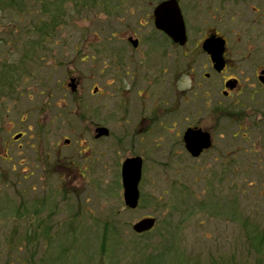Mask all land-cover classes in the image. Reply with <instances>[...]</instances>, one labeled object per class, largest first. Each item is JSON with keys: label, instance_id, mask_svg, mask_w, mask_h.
<instances>
[{"label": "rangeland", "instance_id": "obj_1", "mask_svg": "<svg viewBox=\"0 0 264 264\" xmlns=\"http://www.w3.org/2000/svg\"><path fill=\"white\" fill-rule=\"evenodd\" d=\"M97 1L94 8L78 1L82 14L65 3L69 9L58 17L56 34L50 31L46 39L36 29L51 0H15L0 14V67H16L22 76L12 98H0V264L15 258L30 264H243L245 259L257 264L254 253L246 258L243 226L256 220L264 229V87L254 74L258 64L264 65V0H196L208 19L190 14L193 0H179L196 54L195 125L215 139L213 149L198 159L171 127L152 131L153 123L143 118L133 130L135 121L128 118L133 109L124 117L130 123L122 121L119 102L129 97L126 69L130 75L133 61L153 62L140 73L152 83L160 77L158 61L169 66L175 55L169 50L162 59L159 52L148 54L145 47L137 52L128 44L132 28L144 45L163 46V51L169 45L161 34L154 36L151 22L162 0H107L106 6ZM211 26L228 39L231 66L242 77L230 97L222 94L216 75L206 78L213 73L207 55L200 44L195 48ZM34 45L40 46L37 55L29 58ZM30 72L42 84L47 79L44 88ZM72 77L80 81L75 94L68 87ZM120 78L126 88L118 93ZM144 81L137 86H146ZM147 95L150 105L152 94ZM218 103L236 124L227 118L220 123L211 114ZM97 125L110 129V135L95 139ZM240 130L246 139L232 137ZM19 132H26L22 146L12 139ZM33 146L60 152L50 162H61L40 166L39 177L25 180L23 169L36 162ZM137 155L144 160L141 199L130 210L121 168ZM70 163L77 167L70 170ZM146 217L156 218L157 226L137 235L132 226ZM28 231L30 240L24 242Z\"/></svg>", "mask_w": 264, "mask_h": 264}, {"label": "flooded vegetation", "instance_id": "obj_2", "mask_svg": "<svg viewBox=\"0 0 264 264\" xmlns=\"http://www.w3.org/2000/svg\"><path fill=\"white\" fill-rule=\"evenodd\" d=\"M223 1H226V0H223ZM232 1L234 2V4H240V3L245 4L249 0H232ZM193 3H194V7L190 10V14L192 12L195 15V17L205 18L204 17L205 11H201L197 9L196 7L198 6V8L202 9L200 6L201 4L198 5V2H196V0L195 1L193 0ZM207 9H208L207 13L211 14V8L208 6ZM253 9L256 11L261 10L260 7H256V6H254ZM202 10H205V9H202ZM213 11L215 12L217 11V9L213 7ZM216 17L217 16H215L214 18ZM205 19H208V18H205ZM151 22H153L154 24V18L152 19ZM129 30L130 31H128V34L131 33L132 36L128 38V44L135 51L138 52L142 49V47H145L147 49L148 54L151 52L152 53L159 52L158 55L162 59L165 58V56L167 57V53L169 50H171L175 55H174V58L169 62L170 64L169 66L163 65L164 61H161V62L158 61L159 65H162V66H159L158 68V73L160 77L156 76L151 81L152 83L147 82V80L144 79V76H141L140 73L145 72L146 66L153 65L154 64L153 62L151 61L145 62L144 60L143 61H133L132 66H131L133 74H130V75H129L130 71L126 69L127 72L125 73V75L127 76V82L129 78V83L127 84L126 82L125 84L126 86H128L129 97L127 99H124V101L119 102V106H121L120 107L121 114L123 116L122 121H124L126 124H129L130 120H133V122L135 121L131 127V129L133 130H136L137 126L139 125L140 120H142L143 118H145V120L148 121V125L153 123L151 127L149 128V129H152V131L159 125H161V127L164 128L165 131H167L165 128L166 126L167 128L171 127L173 130L176 131L178 141L180 140L182 146H185L184 139H183L184 133L189 128L197 127L195 125L196 122L194 120V114L192 112L195 108V100H196V95H197L196 89H197V86H199V85H196L195 49L191 47L190 44L183 45V46L180 44H176L168 35H166L165 33L155 28V31L153 32V34L155 33L154 36H156L159 33L169 43L168 46L164 47L165 49L163 51L162 50L163 46H156L153 44L144 45L142 35H139L132 28ZM220 31L221 30L219 28L211 26L209 30L205 32L203 37L205 40L206 38L215 35L217 37H223L226 40L227 47L224 53V59L226 61V65L224 69L220 72L215 70L214 65L211 61V57L206 54L207 61H208L207 63L210 69H212L213 73L212 75L210 73H206L205 76L206 78H210L211 76L216 75L218 80L222 82V86H223L222 93L225 92L227 93V97H230L232 94L236 92V90L239 89V86L242 85V82H241L242 77H240L237 71H235V68L231 66L232 59L229 56V50H228L229 41L225 37V35H223ZM115 36H116V32L113 31V37ZM154 36L149 38V40L154 41L155 39ZM131 38L137 40L138 45L134 46L130 41ZM201 43L202 41H200L196 45L195 48L198 47V49H200L198 45ZM139 56H141V54ZM122 64L123 63L121 62V65ZM121 67L122 66H120V68ZM123 68L125 69V67ZM261 73L264 74V65L258 64L254 71V74L256 78L258 79V81H259V75ZM120 79L123 82H121L120 85L117 86V88L115 89V91L118 93L121 92V89L126 88L125 85L123 84L124 78H120ZM140 80H145L144 82H146L147 85L137 86ZM233 81H235L234 83L237 84V87L234 90H228L226 88V84L229 82H233ZM247 81L248 80L245 78L244 82H247ZM77 84L79 87L80 81L78 79H77ZM94 90L99 91V88L94 87L93 92ZM133 91L135 92V96L132 95ZM147 92L150 95L152 94L150 98V105L147 100V97H148ZM94 94H99V93L94 92ZM100 95H102V93H100ZM156 96H159L160 98L156 99ZM130 110H132L131 113H130ZM127 113H130V116H128L130 120L124 119ZM217 113L220 116L217 115ZM224 113H225V106L222 105L221 103H218L216 106H214L211 112V114H216L214 116L215 117L217 116L218 118L221 117V115ZM115 114H117V112H115ZM133 114H135L136 117H134ZM99 127H105V126L97 125L95 127V131ZM108 132L110 135V129H108ZM17 134H23V137L26 136V132H19V133L13 134L12 139L15 143H19V141L23 138L22 137L19 140H15L14 138ZM64 143H65V146L70 144V142H66V140L64 141ZM10 144H12V142H9V145ZM18 146H22V144L19 143ZM154 146L156 147L155 144ZM32 149L34 150V152L33 154L32 153L31 154L34 155V159L36 162L33 163L29 169H25V168L23 169L22 173L20 174L21 178L25 180H28L31 178L34 179V176H36L37 174L39 177V175L41 174L37 173V169H39L40 166L44 167V166L52 165V166L58 167L60 165L59 164V162H61L60 160H57V162H52V163L50 162L51 156L53 154L60 155V152L56 153V151H53L51 147H48V146H41V147L33 146ZM86 152L87 151H85V153ZM42 157L45 159V161L42 160ZM90 160L91 162L96 161L92 159L88 160L85 158V162H89ZM69 165H71V167L68 166L70 170L74 169L72 167H77L75 163H70ZM86 167H89V166H86ZM13 171H16L15 166L13 167ZM52 172L53 171L44 172L43 174L46 176H49V175H52ZM66 177L68 178L69 175H67Z\"/></svg>", "mask_w": 264, "mask_h": 264}, {"label": "water", "instance_id": "obj_3", "mask_svg": "<svg viewBox=\"0 0 264 264\" xmlns=\"http://www.w3.org/2000/svg\"><path fill=\"white\" fill-rule=\"evenodd\" d=\"M155 17L157 29L164 31L176 43L184 45L187 42L185 22L177 0H168L161 3L155 10ZM203 49L211 56L215 69L222 71L225 67V40L213 35L204 42ZM260 80L264 85V76H261ZM70 86L73 91L76 90L77 85L74 79H72ZM227 87L234 89L236 84L228 83ZM97 132L96 137L98 138L109 134L105 128H99ZM20 137L21 135H18L15 139L18 140ZM184 142L187 151L197 158L205 150L212 147V136L202 129L190 128L184 135ZM142 169L143 159L141 157L128 158L122 166L124 203L132 210L138 207L140 201L139 184L142 178ZM156 222L153 217L144 218L133 225V230L138 234L149 232L155 227Z\"/></svg>", "mask_w": 264, "mask_h": 264}, {"label": "trees", "instance_id": "obj_4", "mask_svg": "<svg viewBox=\"0 0 264 264\" xmlns=\"http://www.w3.org/2000/svg\"><path fill=\"white\" fill-rule=\"evenodd\" d=\"M78 1H82V0H51L50 3H48L49 5L48 7V16L43 14V18H42V27H38L36 29V33L38 34V36L40 37H45V39L50 35V31H52L51 35L56 34L55 33V28L57 27V19L60 16H64L65 15V10H68V6H65L66 4H69L70 2H72L75 6H77V13L78 14H82V10L79 8V6L81 5V2ZM84 3H82L83 6H86L88 8H94L96 7L97 4H100L97 0H93L91 2H88L86 0H83ZM105 2L104 6L109 4V1L104 0L101 1ZM13 4H15V0H0V14H5L7 12V10L9 9L8 7H11ZM34 49L33 51H31V55L29 58L33 57L34 55H37L38 52V45H34ZM42 49V48H40ZM39 49V50H40ZM35 69V67H34ZM18 69L16 67L13 68V66L10 65H4L2 67H0V98H5V97H9L12 98L13 95L16 93L15 90V85L20 84V78L22 76H18L17 73H15V71H17ZM21 74V73H20ZM29 76H33V79L39 84L41 85L42 88H44V83H46L47 79L45 78V80L43 81V84L41 81H39L38 77H35V74H33V72L29 73ZM40 82V83H39ZM227 111H229V109H227ZM227 111L221 115V117H219L218 119L223 120L224 118L229 119V122L235 123L233 118L231 117V113L229 114V112L227 113ZM217 115H219L217 113ZM220 116V115H219ZM236 124V123H235ZM234 139H246L247 135L244 134V132H242L240 130V132H236L233 133L232 136ZM245 220L250 221L248 218H245ZM108 225V222H107ZM109 226V225H108ZM244 230H245V253H246V258H250L249 255L250 253H254L255 259H257V264H264V229H261L260 223L259 221L253 220L252 223L248 224L247 222H245L244 224ZM108 228H106L107 231ZM117 228L115 227L114 230H116ZM109 230V229H108ZM30 232L28 231V233H26V237L24 239V242L26 240V242H29L30 240ZM246 244L247 247H246ZM24 246L19 245V251L20 248ZM249 260V259H248ZM243 264L246 263V259L243 260ZM180 260L178 262V264H180ZM7 264H30V262H25V261H21L18 260L17 258L14 259L13 262H8ZM215 264H220V263H215ZM249 264V263H247Z\"/></svg>", "mask_w": 264, "mask_h": 264}]
</instances>
